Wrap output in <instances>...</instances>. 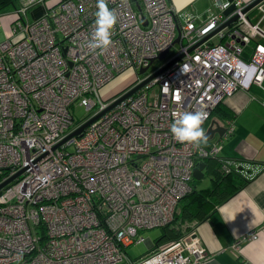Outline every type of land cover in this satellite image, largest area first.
Segmentation results:
<instances>
[{
    "label": "built area",
    "instance_id": "obj_1",
    "mask_svg": "<svg viewBox=\"0 0 264 264\" xmlns=\"http://www.w3.org/2000/svg\"><path fill=\"white\" fill-rule=\"evenodd\" d=\"M45 1L18 0L13 37L0 42V184L18 174L0 186V264L206 259L195 225L161 243L140 232L174 221L180 200L192 191L193 168L205 159L248 176L242 162H221L220 139L180 143L170 128L181 113L204 112L205 132L224 97L261 83L264 50L256 45L248 58L241 56L251 37L243 26L264 38L245 11L251 1L234 0L228 17L210 13L196 24L192 14L180 18L168 0H105L117 23L110 46L95 51L88 43L97 27V0H59L29 20L28 9ZM254 8L264 14L261 3ZM232 15L234 24L219 29ZM214 36L229 40L214 42ZM129 68L136 79L102 99L98 89ZM75 102L89 112L85 118H74ZM221 125L223 137L233 132V118ZM146 241L149 250L130 258L126 248Z\"/></svg>",
    "mask_w": 264,
    "mask_h": 264
},
{
    "label": "crops",
    "instance_id": "obj_2",
    "mask_svg": "<svg viewBox=\"0 0 264 264\" xmlns=\"http://www.w3.org/2000/svg\"><path fill=\"white\" fill-rule=\"evenodd\" d=\"M10 1L12 2L9 5H12V8L8 14H14L13 10L18 5V0ZM58 1L46 0L33 5L27 11V18L33 20L39 17L46 8ZM168 1L178 11L180 18L183 13L192 14L196 24L203 22L210 13H217L226 18L234 9V0H219L223 4L222 7L215 0ZM259 3L264 7V0ZM245 11L250 22L258 23L264 30V14L254 7ZM14 17L15 15L9 23L2 20L0 28L4 30L8 29L9 25L11 27ZM230 27L227 26L223 31ZM243 31L251 36L249 42L242 44L243 58H248L256 45L264 50L262 36L252 34L249 26H243ZM223 39L229 40L228 37L212 38L214 42ZM229 118H233L234 122L233 132L229 136L223 137L216 132L203 143L210 144L220 139L221 148L218 156L221 162L222 160L242 162L247 166L245 171L248 176L241 174L237 176L234 173L229 186L230 190L234 187L232 192L225 197H219L214 207L196 222L195 233L209 254L206 259L196 264H264V77L260 84L251 83L248 88H237L224 97L214 109L208 125L211 121L225 125V120ZM203 162L205 165L202 177H209V185L204 187H210L211 172L208 169L211 164H217V161L210 159ZM195 179L192 178V187L198 189ZM253 234L255 237H252ZM146 243L150 247V242ZM233 244H236V247Z\"/></svg>",
    "mask_w": 264,
    "mask_h": 264
},
{
    "label": "trees",
    "instance_id": "obj_3",
    "mask_svg": "<svg viewBox=\"0 0 264 264\" xmlns=\"http://www.w3.org/2000/svg\"><path fill=\"white\" fill-rule=\"evenodd\" d=\"M11 2L10 0H0V11ZM202 128L205 129L206 126L204 125ZM209 160L205 159V162ZM209 167L208 170L211 172V186L198 189L192 188V191L180 200L179 212L174 221L162 227L163 233L154 240L156 243L180 236L185 230L190 229L197 221L201 220L214 207L219 197H225L232 192L234 187L231 190L229 188L232 177H234V173L237 176H240V173L235 169H228L226 171L227 169L222 168L218 162L217 164H211Z\"/></svg>",
    "mask_w": 264,
    "mask_h": 264
},
{
    "label": "clouds",
    "instance_id": "obj_4",
    "mask_svg": "<svg viewBox=\"0 0 264 264\" xmlns=\"http://www.w3.org/2000/svg\"><path fill=\"white\" fill-rule=\"evenodd\" d=\"M96 31L88 43L93 51L106 49L111 44V29L117 23L115 12L110 10L105 0H97ZM186 66L182 71H186ZM199 84V81H197ZM179 99V98H178ZM204 112H184L174 119L170 128L173 137L180 143L188 142L199 145L206 141V134L201 127L206 119Z\"/></svg>",
    "mask_w": 264,
    "mask_h": 264
},
{
    "label": "rangeland",
    "instance_id": "obj_5",
    "mask_svg": "<svg viewBox=\"0 0 264 264\" xmlns=\"http://www.w3.org/2000/svg\"><path fill=\"white\" fill-rule=\"evenodd\" d=\"M12 8V5H9L5 9H3L0 12V26L2 25V20H6L7 23L10 22V19L12 18L13 13L8 14L10 9ZM1 14H4L1 16ZM36 19V18H35ZM12 29L9 25L8 29H1L0 28V42L6 40L8 37H11L12 35ZM216 39V38H214ZM157 62L155 61L153 65H155ZM150 70V68L148 69ZM136 79V72L133 69H126L125 71L117 74L113 78H111L108 82H106L102 87L98 89L100 96L102 99L110 98L117 93L124 90L127 86H129L134 80ZM72 114L74 115V118L79 120L82 118H85L89 112L85 109L84 106L74 103V106L72 107ZM193 179L195 177H192ZM195 184L197 188H201L204 186L209 185V177L204 176L201 178L200 181L198 179H195ZM163 233L162 227H153L150 229L142 230L140 234L144 236V238H148L149 241H153L158 238ZM149 249L146 242H140V243H133L130 244L126 248V252L129 255L130 258L134 259L139 257L140 255L144 254ZM129 264V261H123L119 264Z\"/></svg>",
    "mask_w": 264,
    "mask_h": 264
},
{
    "label": "water",
    "instance_id": "obj_6",
    "mask_svg": "<svg viewBox=\"0 0 264 264\" xmlns=\"http://www.w3.org/2000/svg\"><path fill=\"white\" fill-rule=\"evenodd\" d=\"M263 0H253L246 8L245 10H248L250 8H253L257 3L261 2ZM237 20V15H232L231 17H229L227 19V21H225V23L219 27V29L223 28V27H227V26H231L235 21ZM179 40V37L177 36L174 40V42H177ZM191 49V48H190ZM167 52V49L162 51L161 53H159L156 58L157 59H161L165 56V53ZM180 56L174 58L173 60L169 61L168 63H166L164 66H162L161 68H159L157 71H155L153 74H151L150 76H148L147 78H145L144 80H142L140 83H138L137 85H135L134 87H132L130 90H128L126 93H124L120 98L125 97L129 94H131L132 92H134L137 88H139L140 86H142L147 80H149L151 77H153L155 74L159 73L160 71H162L163 69H165L166 67H168L170 64H172L174 61H176ZM152 61V59H151ZM146 67H142L138 70L139 73H143L145 71ZM99 114H97L96 116L90 118L89 120H87L86 122H84L83 124H81L79 127H77L75 130H73L71 133H69L67 136H65L63 138V140L70 138L71 136L77 135L79 134L82 129L89 124L91 121H93ZM218 133L219 135H223L224 133V128L219 125L217 122L211 121L209 126L207 127L205 134L207 139H210L213 137L214 133ZM205 163H199L197 166H195L193 168V177H195L196 179H200L203 175L202 169L204 168ZM16 175L10 177L9 179H7L5 182H3L2 184H0V186H2L3 184H5L6 182L10 181L12 178H14Z\"/></svg>",
    "mask_w": 264,
    "mask_h": 264
},
{
    "label": "flooded vegetation",
    "instance_id": "obj_7",
    "mask_svg": "<svg viewBox=\"0 0 264 264\" xmlns=\"http://www.w3.org/2000/svg\"><path fill=\"white\" fill-rule=\"evenodd\" d=\"M226 171H228V170H226Z\"/></svg>",
    "mask_w": 264,
    "mask_h": 264
}]
</instances>
